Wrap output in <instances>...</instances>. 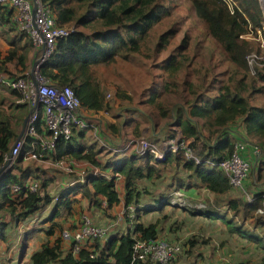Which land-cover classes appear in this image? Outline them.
Returning a JSON list of instances; mask_svg holds the SVG:
<instances>
[{
	"label": "trees",
	"instance_id": "1",
	"mask_svg": "<svg viewBox=\"0 0 264 264\" xmlns=\"http://www.w3.org/2000/svg\"><path fill=\"white\" fill-rule=\"evenodd\" d=\"M233 1L236 7L231 14L221 0H189L197 21L233 66L232 79L221 86L213 83L205 87L203 83L196 86L187 80L178 83V72L186 60L181 51L187 47L188 36L182 38L179 46L171 47L175 30L170 26L156 32L183 8L181 0H42L57 27H75L77 31L58 40L40 72L51 84L72 89L86 112H106L107 116L109 112L110 117L102 127L101 137L105 141L108 137L113 143L122 141V145H126L130 139L141 137L139 129L143 120L125 108L119 95L112 103L108 102L90 68L112 63L117 57L127 60L140 53L147 40L153 42V55L167 53L157 67L162 73L159 78L163 85L159 90L152 89L148 102L154 103L161 94H177L178 87L188 91L189 99L171 107L160 104L156 116L159 123L164 120L169 126L160 128L161 132L154 135L159 123L154 124L152 119L145 117V122L153 124L154 129L149 130L148 139L144 138L159 148L179 134L187 142L193 158H186L183 151L169 152L163 162H158L150 153L137 156L132 148L123 153L115 151L117 146L114 151L107 150L93 139L91 129H74L71 140L58 142L51 156L58 160L86 161L90 168L81 179L76 171L67 174L42 164L32 167L29 163L36 162L24 161L22 156L29 149L28 141L14 167L0 175V216L7 215L10 219L5 222L0 217V245L7 241L6 234L12 224L26 225L30 217L37 218L51 204L53 208L43 219L44 228H29L15 264H22L27 240L40 231L44 241L29 255V264H131L134 239L179 242L181 250L172 264H181V259L187 261L188 253L198 245L210 244L204 238L211 237L209 227L221 244L227 246L233 238L264 252V105L252 103L264 94V76L249 75L245 57L254 46L240 39L249 30L260 29L263 18L257 0ZM12 13L9 8H0V30L13 32L12 38L6 41L9 51L5 58L15 69L10 70L4 61L0 62V75L8 74L10 78L26 70L31 52L29 38L15 30L11 22ZM82 29L91 33L84 34ZM202 88L203 92H199ZM0 89L12 95L3 94L8 101V110L0 109L1 167L3 156L16 140L28 108L18 102L16 92L4 85H0ZM113 107H120L124 114L112 112ZM86 137L87 141L83 142ZM238 142L246 144L241 156L249 162L250 171L241 188H233L219 164L228 159ZM252 149L261 155L252 156ZM93 168L102 175H94ZM165 171L170 173L169 177H165ZM116 176L121 178L120 193L115 188ZM164 178L171 194L181 191L184 194L191 192L200 199L204 196L208 199L203 202L209 206L203 209L171 208V194L157 191ZM31 184L37 185L35 193L30 192ZM13 186H19L21 190L14 192ZM231 195L243 198L247 195L250 199L244 201ZM121 208L125 209V217L109 229L105 239L92 243L86 240L81 244L80 252L72 256L74 241L62 239L64 229L75 235L80 230L83 215H87L95 226H108L116 221ZM126 208L133 211H126ZM259 210L263 213L259 214ZM200 220L207 223V230L205 224L198 223ZM215 221L233 226L230 229L226 225L217 227ZM190 232L192 235L181 240ZM224 234L227 239L223 238ZM186 247L188 249L183 250ZM200 255L195 258L203 257ZM261 261L264 264V254ZM236 264L243 263L238 260Z\"/></svg>",
	"mask_w": 264,
	"mask_h": 264
},
{
	"label": "built area",
	"instance_id": "2",
	"mask_svg": "<svg viewBox=\"0 0 264 264\" xmlns=\"http://www.w3.org/2000/svg\"><path fill=\"white\" fill-rule=\"evenodd\" d=\"M228 11L233 14L236 4L233 0H221ZM258 5L264 18V0H258ZM9 8L13 11L11 22L15 30L27 36L31 43V56L26 70L10 78L8 74L0 75V85L19 95V103L26 104L28 114L22 124L16 140L11 149L3 156L0 167V175L11 170L17 159L22 155L29 141V149L23 153L24 161H33L47 167L55 168L67 174L75 173L74 163L71 160H58L51 155L54 154L56 145L60 141L69 142L74 129H91L95 141L107 150H113L109 142L102 135V123L95 118L88 119L86 111L82 108L79 100L69 87H58L44 77L40 69L52 55L58 40L65 39L74 32L75 27H57L55 19L50 10L43 4L42 0H0V8ZM263 31V32H262ZM240 39L251 43L254 49L246 55L249 75L255 77L257 74L264 76V26L255 32L249 30L240 36ZM110 94L106 95V100ZM101 114L107 115L106 112ZM40 124L39 130L37 125ZM246 144L235 143L228 159L219 164L226 176L229 185L233 188H241L243 181L250 171V164L241 156ZM133 149L137 156L142 157L150 153L158 162H163L167 153L183 151L186 158L192 159L191 151L187 142L182 140L178 134L175 138L162 143L161 147L147 141L143 136L130 139L123 145L121 151ZM120 149H116L118 151ZM114 151V150H113ZM197 163V160H195ZM90 168L89 164H86ZM94 175H102L98 169L93 168ZM82 179V177H81ZM116 176V184L120 181ZM83 180H81L82 182ZM14 192H19V186L12 187ZM30 192L35 193L36 184H31ZM185 194L181 191L170 195L169 206L186 207ZM197 209H203L204 205H196ZM126 211L132 212L131 208ZM125 209H122L116 221L108 226H95L87 215L81 216L80 230L75 234L64 229L61 233L63 240H73L72 256L80 252V246L88 240L89 243L103 240L108 231L114 225L122 222L125 217ZM262 214L263 211H258ZM180 243H169L155 240H135L131 246V264H172V261L180 253Z\"/></svg>",
	"mask_w": 264,
	"mask_h": 264
},
{
	"label": "rangeland",
	"instance_id": "3",
	"mask_svg": "<svg viewBox=\"0 0 264 264\" xmlns=\"http://www.w3.org/2000/svg\"><path fill=\"white\" fill-rule=\"evenodd\" d=\"M181 1L183 3V8L179 9L178 12H176L173 15V17L169 18L167 21L163 23L162 26L156 29V32H161L171 26L175 30V36L171 41V47L175 45L179 46L182 38L185 35L188 36L187 47H185L186 48L185 51L183 52L181 51V53L185 54L184 56H186V60L181 71L178 72V76H177L179 80L178 83L180 84L183 80H187L188 83L194 84L196 86L200 85L201 83H203L205 87L212 86L213 83L215 85L217 84L221 86L225 84L229 79L233 78V74H232L233 66L225 60L220 47L214 43V40L207 35L203 25L197 21V18L195 17L192 9L190 8L189 0H181ZM261 26H264V18ZM82 31H84L83 32L84 34L91 33L90 30L82 29ZM252 31L255 32L256 30L255 31L252 30ZM0 34L2 35L1 32ZM4 34H5L4 38L6 37L9 39L12 38L13 32H4ZM2 40L3 37H0V42L2 43L0 44V52L4 53V50L5 51L7 50L8 44L7 43L5 44ZM152 48H153V42L147 40L144 43L140 53L129 57L127 60L117 57L114 59L112 63L99 64L90 68L92 77L103 88L105 95L110 94L111 97L107 99L108 102L112 103L114 101V98L118 97L119 95V98H121L122 101H124V103L126 104L125 108L127 110L132 111L134 117L143 120V123H141L140 125L139 131L141 133L140 135L146 137L147 139L150 137L149 135H147L149 130L150 129L152 130L154 128H153V124L149 125L148 122H145V117L152 119L154 124L159 123L158 117L156 115L159 112L160 104L171 107L173 104L182 105L185 99H189L188 91L178 87L177 94L176 93L161 94V97L158 98L154 103L148 102L150 98V94L152 93V89L159 90L162 87L161 85H163L161 79L159 78V76L162 73L157 69V67L159 66L161 60L164 59V56H166L167 54L164 53L163 51L160 53V55L157 54L153 55ZM171 50H169V53L171 52ZM5 54L7 55V52H5ZM14 69L15 67L12 64L10 70H14ZM199 92H203V88L199 89ZM5 93L8 94L10 97L12 96L9 92L0 89V109L3 111L8 110V105H7L8 101L6 98L3 97V94ZM263 95L259 96L256 100H252V103L264 105ZM117 108L113 107L112 112L116 111L119 114H124L122 110H119L120 107ZM108 116L110 117L109 112H108ZM108 116H98L97 119L102 124H105L106 119L107 118L109 119ZM166 122L167 121L164 120L160 121L159 125L157 126L158 129L156 130V132H154V135H158L161 132L160 128L169 126V124H167ZM118 147L120 148L118 152L120 153L125 152V151H121L122 144L119 145ZM258 154L261 155V152ZM75 162L76 163H74V169L77 174H80L81 177L84 174L85 170L87 169L86 164L88 163H83L82 161H75ZM29 164H31L32 167L33 166L36 167L40 165L39 163L37 164L29 163ZM164 175L165 177H169L168 175H170V173L168 171H165ZM165 183H168L166 178L162 180V184L158 186L157 191L171 194L172 192L171 189H168ZM148 185L149 183H146V187L151 189ZM51 194H53V192H51ZM184 196L186 199V205H185L186 207L184 208L173 207V209H179V210L188 209V208L194 209L198 204L204 205V208L209 206L208 203L204 204V202L206 203V200L208 199L205 198L204 196L201 199L195 196L193 197L188 193L185 194ZM232 197L236 198L241 196L233 195ZM241 198L244 201L250 199L249 196H247V198L245 196L243 198L242 196ZM52 208H53V204H51L47 209L42 210L41 214L40 215L38 214L39 216L37 218L30 217L27 224L24 226H26L28 230L31 227L44 228V226L42 225L44 222L43 219L48 216ZM121 209H119V211ZM231 215L232 214H230V216ZM0 217L3 221L10 222V219L7 215H1ZM232 218L235 219L234 216H232ZM237 219L238 218L236 217V220ZM198 223L205 224L204 227L205 230H207L208 227L206 225L207 223H205L203 220L198 221ZM215 225L217 227L230 226L228 229H230L231 226H233L232 223H229L228 225L227 222L224 223L222 221L219 222L215 221ZM208 229L210 230L209 234L212 238L211 237L209 238V236L204 238L205 240L210 241V244H208L205 247H200L201 245H198V247L195 248V250L193 249L194 251L192 250L188 253L190 256L189 258H186L187 261L184 260L182 261L183 258L181 259V264H236L238 260L243 264H263L261 261V255L264 254L263 251L255 250L254 247L248 243L241 244L239 243L238 240L234 241L233 238L230 239L231 242L229 241L230 242L229 245L226 246V244L222 243L223 244L222 246V244L219 243L220 241L214 238L215 237L213 235L214 230H212L210 227ZM17 230H18L17 226H14L12 224L9 227V230L6 234L7 241L5 242V244L1 243L3 245H0V248H2V246H5L3 247V251L0 250V255H1L0 259L4 261L6 260V255L8 251L16 242L17 239L16 234L18 238L20 237L21 239L20 244L16 247V250L13 251L14 253L11 254L10 260L5 261L3 264H15L17 262L16 259L17 256L19 255V250H21L22 248L21 245L23 244V242H25V239H23V237L25 236L24 234L26 233V232L20 233ZM22 230L24 231V229ZM190 235H192V232L184 234L181 240L188 238ZM14 237L16 238L14 239ZM172 237H174V235H172ZM223 238L227 239V235L224 234ZM10 241H13L14 244L8 245V242L10 243ZM43 241H44V236L42 231H40L37 234H34L32 237H30L27 240L28 247L26 249V256H24L22 260V264H29L28 263L29 255L32 252L36 251L40 247V244ZM224 246L226 247L225 249ZM186 249L188 248L186 247L183 250ZM211 253L213 254L212 256ZM197 254H201V255L203 254V257L195 258Z\"/></svg>",
	"mask_w": 264,
	"mask_h": 264
},
{
	"label": "crops",
	"instance_id": "4",
	"mask_svg": "<svg viewBox=\"0 0 264 264\" xmlns=\"http://www.w3.org/2000/svg\"><path fill=\"white\" fill-rule=\"evenodd\" d=\"M0 32L2 33V35L0 36V37H3V42L6 44V41H7V39L8 38H4V32H2V30H0ZM0 44H2L1 42H0ZM7 51H9V45L7 46V50L5 51L4 50V53H1L0 52V62L1 61H4L5 62V67H8V68H10L11 67V65L13 64V63H11V62H9V61H7L6 60V58H5V52H7ZM30 56H31V53L29 54V58H28V61H27V66H28V64H29V61H30ZM86 116L88 117V119H91V118H95V117H98V116H102V114L101 113H93V112H86ZM105 116H107V115H105ZM24 122V121H23ZM103 125L104 124H102V127H103ZM103 131V130H102ZM92 135V134H91ZM102 135H103V133H102ZM92 137H93V135H92ZM87 139V137L83 140V142L85 141ZM93 139H94V137H93ZM87 141V140H86ZM82 142V143H83ZM107 142H109V146H110V148L111 149H113V148H117L119 145H121L122 144V141L121 142H116V143H113V142H111V140L107 137ZM115 146H117V147H115ZM122 147H123V145H122ZM252 148V147H251ZM118 149H120L119 147H118ZM251 153H252V156L254 155V157L255 156H258V153L254 150V149H252V151H251ZM83 163H87L86 161H83V160H81ZM120 181H118L117 182V184H116V186H115V188H116V190H117V192L118 193H120L121 192V185H120V183H119ZM187 194V193H186ZM188 194H190V195H192L193 197L195 196L193 193H191V192H189ZM246 198H247V195H246ZM248 201H249V199H248ZM122 210V209H121ZM25 224H22V225H18L17 226V228H18V230L17 231H19L20 233H27V231H28V229L26 228V226H24ZM250 228V227H249ZM22 229H24V231L22 230ZM26 233L24 234L25 236L23 237V239L25 238L26 239ZM19 234V233H18ZM16 237H17V239H16V242H15V244L13 243V241H10V243L11 244H14L12 247H11V249L8 251L9 253H7V256H6V260H2L1 262H0V264L2 263H4L5 261H8V260H10V258H11V253L16 249V247L20 244V241H21V239H20V237L18 238V236H17V234H16ZM16 237H14V239L16 238ZM9 243V242H8ZM13 247H15V248H13ZM13 248V249H12ZM12 250V251H11Z\"/></svg>",
	"mask_w": 264,
	"mask_h": 264
}]
</instances>
